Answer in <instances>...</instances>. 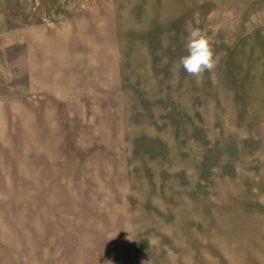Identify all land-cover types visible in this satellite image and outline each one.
Listing matches in <instances>:
<instances>
[{
	"label": "rangeland",
	"instance_id": "obj_1",
	"mask_svg": "<svg viewBox=\"0 0 264 264\" xmlns=\"http://www.w3.org/2000/svg\"><path fill=\"white\" fill-rule=\"evenodd\" d=\"M190 28L200 80L175 71ZM7 91L0 264L264 252V0H0Z\"/></svg>",
	"mask_w": 264,
	"mask_h": 264
},
{
	"label": "clouds",
	"instance_id": "obj_2",
	"mask_svg": "<svg viewBox=\"0 0 264 264\" xmlns=\"http://www.w3.org/2000/svg\"><path fill=\"white\" fill-rule=\"evenodd\" d=\"M186 55L180 57L175 65L178 73L182 68L189 76L200 80L205 72L215 69L218 58L216 57L211 38L200 28H190L186 39Z\"/></svg>",
	"mask_w": 264,
	"mask_h": 264
},
{
	"label": "crops",
	"instance_id": "obj_3",
	"mask_svg": "<svg viewBox=\"0 0 264 264\" xmlns=\"http://www.w3.org/2000/svg\"><path fill=\"white\" fill-rule=\"evenodd\" d=\"M9 82V81H8ZM8 89H9V87H8ZM34 92L35 93H32V94H34V95H37V99L35 100V101H37L38 100V102H36V104L35 105H40V104H44L45 102H43V98L45 97L46 99H47V94H45L44 92H43V84H39V85H37L36 86V88H35V90H34ZM44 96V97H43ZM10 95H9V92L7 91V95L6 96H4L3 94H1L0 93V105H8L9 104V102H10ZM45 99V100H46ZM42 107V106H41ZM37 111H40V110H37ZM136 241H131V240H128V241H125V242H123L122 244H121V247H123L124 248V250H125V256H126V253H127V257H124V258H120V260L121 259H123V260H121V261H123V262H121L120 264H140V261H139V258H138V256L135 254V252L134 251H132V244H134ZM137 243L138 242H136L135 244H134V247H136L137 246ZM196 243H198V242H196ZM118 246H120V244H117ZM117 245H115V246H112V247H118ZM221 246V245H220ZM191 247V246H190ZM260 248H264V246H262V247H260ZM222 250V249H221ZM127 251V252H126ZM134 253V254H133ZM220 253V252H219ZM221 253H223V251L221 252ZM206 254V253H205ZM205 254L202 252V251H199V254L198 253H196L195 252V249H194V252L193 253H190L189 254V256H187V259H192V257H196V256H198V258H200L201 259V261H200V263L199 264H206L205 263V261L203 260V259H205ZM193 255V256H192ZM221 255V254H220ZM223 255H224V253H223ZM248 255H249V257H251V261H249V263L248 264H264V252L262 253V252H258V253H254L253 254V252H252V254L249 252L248 253ZM216 258H218L217 256H215ZM216 258H214V256H213V254H208V256H206V259L207 260H209V262H207V264H210L211 262H210V260H214L215 259V262H216V264H218L217 262L218 261H216ZM129 259H131V260H129ZM256 259V260H255ZM186 261V260H185ZM105 263H108V262H105ZM212 264V263H211ZM219 264H220V262H219ZM222 264V263H221Z\"/></svg>",
	"mask_w": 264,
	"mask_h": 264
}]
</instances>
